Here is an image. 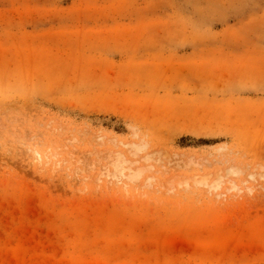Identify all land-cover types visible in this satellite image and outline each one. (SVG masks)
<instances>
[{"label":"rangeland","instance_id":"rangeland-1","mask_svg":"<svg viewBox=\"0 0 264 264\" xmlns=\"http://www.w3.org/2000/svg\"><path fill=\"white\" fill-rule=\"evenodd\" d=\"M0 264H264V0H0Z\"/></svg>","mask_w":264,"mask_h":264},{"label":"bare ground","instance_id":"bare-ground-1","mask_svg":"<svg viewBox=\"0 0 264 264\" xmlns=\"http://www.w3.org/2000/svg\"><path fill=\"white\" fill-rule=\"evenodd\" d=\"M106 171L109 173V170H108V168H106Z\"/></svg>","mask_w":264,"mask_h":264}]
</instances>
